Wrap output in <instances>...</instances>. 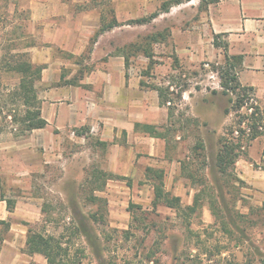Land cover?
I'll return each instance as SVG.
<instances>
[{
	"label": "rangeland",
	"instance_id": "obj_1",
	"mask_svg": "<svg viewBox=\"0 0 264 264\" xmlns=\"http://www.w3.org/2000/svg\"><path fill=\"white\" fill-rule=\"evenodd\" d=\"M20 3L0 0V141L7 145L22 139L11 116L22 114L23 109L16 110L8 98L21 75L3 68L16 54L28 53L32 63L30 50L43 47L40 36L26 33ZM96 3L104 15L114 12L111 0ZM189 23H196V16L184 11V4L175 6L151 23L129 24L110 33L97 46L89 42L77 59L104 62L117 55L118 49L139 45L153 34L164 35L150 45V59L142 54L131 57L127 72L144 83L139 101L144 120L157 122L158 130L167 133L165 156L189 164L198 178L195 182L186 179L179 163L161 164L167 171L165 191L179 197L184 210L199 194L192 214L184 212L182 217L164 205L153 207V191L144 188L149 183L140 179L144 174L146 180L145 171L135 163L128 177L109 172L113 146L109 142L102 146L90 134L75 137L70 131L62 132L59 149L39 150L44 155L41 165L21 156L15 159L17 171L13 173L12 164H4L10 179L18 182L10 183L9 194L3 197L22 209L29 208L34 219L30 229L56 238L70 264H264V107L252 93L253 100H246L240 109L232 107L230 99L234 101L236 95L221 94L217 72L224 61L194 64L184 60V25ZM90 64L81 67L77 77L94 69ZM70 71L62 68L64 73ZM153 87L168 89L173 100L171 118L167 108L158 105ZM35 88L39 100L47 86L37 81ZM129 101L125 98L126 111ZM250 106L259 110L254 119L260 135L253 141L249 140V116L254 110L248 111ZM146 107L155 111H146ZM231 129L241 144V156L223 177L213 170V164ZM199 141L205 160L195 157ZM98 172L111 177L104 185L96 183L100 189L95 191L97 185L90 183L92 174ZM2 230L6 228L1 227L0 239Z\"/></svg>",
	"mask_w": 264,
	"mask_h": 264
},
{
	"label": "crops",
	"instance_id": "obj_2",
	"mask_svg": "<svg viewBox=\"0 0 264 264\" xmlns=\"http://www.w3.org/2000/svg\"><path fill=\"white\" fill-rule=\"evenodd\" d=\"M102 1L21 0L26 33L40 36L43 43V47L32 48L30 53L32 63L44 66L38 83L47 86L39 98L40 115L46 126L20 136L19 144L7 145L0 141V222L8 224L0 239V264H46L42 256L24 252L34 219L30 217L29 208L22 209L3 197L9 194L10 183L16 185L18 182L14 177L10 179L4 166L6 161L12 164L10 170L13 173L17 171L15 159L21 156L30 158L32 164L41 165L44 163V155L39 151L41 147L46 150L51 147L55 151L60 147L59 134L70 131L74 135L75 130L84 129L99 143L109 142L113 146L108 171L119 176H130L136 163L141 172L146 168L163 169L166 178L167 171L161 164L179 163L165 156L167 139L150 136L141 128H135L136 124L150 125L162 133L157 122L144 120L139 103L141 78L129 76L124 59L120 55L104 62H95L94 58L77 59L100 29L102 10L96 2ZM165 1L168 0H111L114 17L121 25L99 35L95 46L103 37L129 26L126 25L128 20L156 12ZM199 6L200 0L184 2V11L196 16V23L184 25V60L194 64L224 61L221 49L213 45L214 37L221 36L217 41L227 43V55L240 58L236 70L239 84L251 88L256 100L264 107V0H218L202 10ZM87 63L94 65V69L77 77L79 69ZM62 68L71 71L64 73ZM125 98L131 99L127 111ZM146 108V111H155L154 107ZM158 162L160 166H157ZM182 163H179L180 170ZM26 174L29 176L28 167ZM140 179L147 184L144 174ZM143 187L153 191L150 184ZM8 201H12L9 207Z\"/></svg>",
	"mask_w": 264,
	"mask_h": 264
},
{
	"label": "trees",
	"instance_id": "obj_3",
	"mask_svg": "<svg viewBox=\"0 0 264 264\" xmlns=\"http://www.w3.org/2000/svg\"><path fill=\"white\" fill-rule=\"evenodd\" d=\"M188 1L190 0L165 1L160 5L159 9L156 12L142 19L129 21L128 25H141L150 23L159 15L163 13H168L172 7L184 4V2ZM217 1L218 0H200L199 9L202 10L208 4L215 3ZM109 12V16L104 15L103 13L101 14L100 29L90 40V44L95 43L99 35L111 31L121 25L117 22L116 18L114 17L113 10H110ZM219 37L221 36L214 37L213 45L215 48L221 49L224 55V65L217 70L220 78V85L222 88L221 94L236 95L235 100L233 101L230 99V102H233L232 107L240 109L244 105V102L246 100L248 102L250 100H253V98L249 96V93L251 94L252 90L248 87H242L239 84L237 80L236 70L238 69V63L240 61V58L228 56L227 43L217 41V38ZM161 38H164L163 34H153L147 36L142 40L139 45L133 44L127 47H123L122 49L116 50L117 55H120L124 59V66L127 69L130 65L131 57L137 54H142L144 57L150 59L152 57L150 45L159 42ZM28 55V53L16 54L15 56H13L14 61L12 63L5 64L3 68L6 72L13 71L21 75L16 89L13 92H10L8 96L11 104L16 106V110L18 107H21L23 109L22 114H14L13 116H11V123L18 125V131L21 136L33 130L43 129L46 126V121L42 119L40 115V103L35 88V83L39 80L40 74L44 69V66L32 64ZM141 84L144 85L143 82H141ZM152 89L157 91L159 106L166 107L168 111V119L171 118L173 116V108L171 107L173 100L171 99L168 89L155 87H153ZM180 93L178 97L181 96ZM213 93L216 94L217 92ZM251 108H254V110L249 116V121L251 122L249 126V130L251 132L249 140L253 141L257 139V137L260 135L257 131L259 126H257L256 119H254L259 110L254 106H250L248 109ZM225 112L228 113V111ZM251 119H254L255 121H252ZM135 128H141L145 134H148L150 136L167 139V133H158L156 132V128L153 126L136 124ZM240 132L243 133L242 130H240ZM234 133L235 131L232 129L227 132V137L223 138L214 160L213 170H215L223 177L227 175V171L229 170V168L233 166L241 156V144L239 140H234ZM87 134L88 133H86L84 129L75 130L74 133L76 137L85 136ZM100 144L102 146H106V143ZM203 151L204 145L201 141H199L194 147L195 157L197 159L204 158L205 160L204 154L202 155ZM181 172L186 179L192 182L198 180L196 175L193 173L191 166L189 164H186L185 162L182 163ZM145 173L146 181L152 186L153 189V207H156L158 205H164L168 208L174 209L178 213V215L182 217L184 216V212H189L190 214H192V212H194V209L197 208V205L199 204V194H196V196H194L192 206H188L184 210V208H182L180 205V199L178 197L171 196L168 192L164 190L163 170L146 168ZM92 176L93 180L90 183L91 185H95L99 182L104 185L106 180H109V177H111L107 176V174H104L102 172H98L96 174L94 173L92 174ZM93 188L95 189V191H97V189H100V185L93 186ZM9 206H11L10 201H8V207ZM93 218L94 220H96V215H93ZM0 224L3 225V227L5 228L8 227V224L5 222H0ZM24 252L28 255L37 254L42 256L46 260V264H70L67 259L63 258L62 253L65 251L56 238L51 236H45L41 233L34 232L31 229H29L27 233L26 246Z\"/></svg>",
	"mask_w": 264,
	"mask_h": 264
},
{
	"label": "built area",
	"instance_id": "obj_4",
	"mask_svg": "<svg viewBox=\"0 0 264 264\" xmlns=\"http://www.w3.org/2000/svg\"><path fill=\"white\" fill-rule=\"evenodd\" d=\"M248 111H250V112H251V111H252V108H251V109H248Z\"/></svg>",
	"mask_w": 264,
	"mask_h": 264
}]
</instances>
